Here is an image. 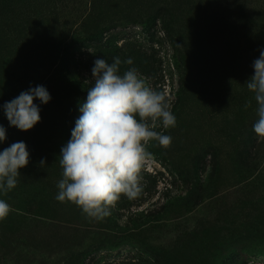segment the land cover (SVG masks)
<instances>
[{"label": "rangeland", "instance_id": "rangeland-1", "mask_svg": "<svg viewBox=\"0 0 264 264\" xmlns=\"http://www.w3.org/2000/svg\"><path fill=\"white\" fill-rule=\"evenodd\" d=\"M32 13L44 18L33 38ZM261 50L264 0H0V151L22 141L30 153L17 187L0 192L11 207L0 254L13 264H264V140L245 84ZM115 57L132 60L121 74L135 68L167 93L177 125L163 130L168 148L148 146L142 193L95 220L55 199L59 157L94 61ZM41 85L51 95L34 101L41 121L11 126L3 105Z\"/></svg>", "mask_w": 264, "mask_h": 264}, {"label": "clouds", "instance_id": "clouds-1", "mask_svg": "<svg viewBox=\"0 0 264 264\" xmlns=\"http://www.w3.org/2000/svg\"><path fill=\"white\" fill-rule=\"evenodd\" d=\"M119 57L109 64L104 58L94 61V84L87 90V99L80 105L81 115L71 132V139L61 148L59 180L55 199L79 207L87 218L103 220L122 196L136 199L143 191L142 169L152 153L148 146L155 141L164 148L172 137L163 130L176 127L171 98L165 91L153 89L137 69L123 74ZM254 75L245 83L253 93L258 119L253 130L264 140V50L253 63ZM39 99L51 100L44 86H36L3 105L9 124L29 131L41 121ZM252 101L245 103V109ZM157 129H162L157 131ZM7 130L0 125V142L7 139ZM30 153L24 142H15L0 151V192L7 195L17 187L20 170L28 166ZM44 166L45 161H40ZM11 207L0 199V221Z\"/></svg>", "mask_w": 264, "mask_h": 264}, {"label": "trees", "instance_id": "trees-1", "mask_svg": "<svg viewBox=\"0 0 264 264\" xmlns=\"http://www.w3.org/2000/svg\"><path fill=\"white\" fill-rule=\"evenodd\" d=\"M33 18L30 17V15L28 17H30L29 23H30V28L32 27V34H31V38H33V32H37L38 28H40L43 24L38 23L37 21L43 20L44 18L41 17V15H38L37 13L33 14ZM41 22V21H40ZM130 219H134V216H131ZM12 244V243H11ZM13 245V244H12ZM11 245V246H12ZM11 246H7L8 248H11ZM14 247V246H13ZM15 248V247H14ZM18 255V252H17ZM20 255V254H19ZM21 256V255H20ZM12 259V258H11ZM10 258H7L5 255L0 254V264H13ZM13 260V259H12Z\"/></svg>", "mask_w": 264, "mask_h": 264}]
</instances>
